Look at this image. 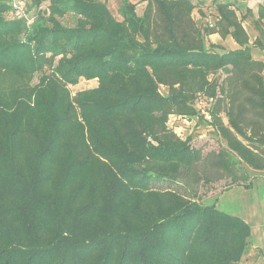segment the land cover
Returning <instances> with one entry per match:
<instances>
[{
    "label": "trees",
    "instance_id": "trees-1",
    "mask_svg": "<svg viewBox=\"0 0 264 264\" xmlns=\"http://www.w3.org/2000/svg\"><path fill=\"white\" fill-rule=\"evenodd\" d=\"M13 1L0 0V264H240L250 226L171 186L264 171L263 1L143 0L138 14L114 0L117 20L109 0H16L29 26ZM80 81L95 86L73 93ZM173 118L204 121L222 148L203 156Z\"/></svg>",
    "mask_w": 264,
    "mask_h": 264
},
{
    "label": "rangeland",
    "instance_id": "rangeland-1",
    "mask_svg": "<svg viewBox=\"0 0 264 264\" xmlns=\"http://www.w3.org/2000/svg\"><path fill=\"white\" fill-rule=\"evenodd\" d=\"M108 4L110 11L117 20L121 17L118 14V3L114 0H109ZM199 0H194L197 4ZM211 0H205V8H209ZM254 8L256 3L251 4ZM143 0H136V12L141 14L144 9ZM206 11L208 18L213 17L212 11ZM194 18H198V12L195 11ZM65 25H72V16L67 14L65 18L61 20ZM252 38V32L245 23L243 25ZM210 41L214 44L223 46L226 50H234L237 45L227 38L222 40L218 35L210 37ZM254 57H262L264 55H257L253 53ZM95 86V82L80 81V83L72 88V92L75 93L80 90L92 88ZM209 102L203 100L199 106L202 111L208 108ZM176 134L185 139L191 137V145L195 149H200L203 156L207 153L217 152L222 147L220 140L212 132L211 127L204 121H198L196 119H180L173 118L170 120V124ZM201 169H205L201 165ZM235 175L243 174L247 176L245 180H237L238 186L234 183H230V179H220L219 181L206 183L202 179L197 184L191 181H181L177 187L172 185L173 189H176L184 193L189 198H194L195 202L201 206H212L217 212H225L233 216L241 218L251 228V236L249 238L248 248L246 253L242 257L240 264H264V171L255 172L244 166L236 167ZM208 170V169H206ZM208 178L210 175L213 177L211 171H206Z\"/></svg>",
    "mask_w": 264,
    "mask_h": 264
},
{
    "label": "built area",
    "instance_id": "built-area-1",
    "mask_svg": "<svg viewBox=\"0 0 264 264\" xmlns=\"http://www.w3.org/2000/svg\"><path fill=\"white\" fill-rule=\"evenodd\" d=\"M12 8L14 10V16L18 20H22L26 23L27 26L31 25L33 23V18H29L27 14L24 11L23 5L20 1L14 0L12 2Z\"/></svg>",
    "mask_w": 264,
    "mask_h": 264
},
{
    "label": "crops",
    "instance_id": "crops-1",
    "mask_svg": "<svg viewBox=\"0 0 264 264\" xmlns=\"http://www.w3.org/2000/svg\"><path fill=\"white\" fill-rule=\"evenodd\" d=\"M263 1V3H264V0H262Z\"/></svg>",
    "mask_w": 264,
    "mask_h": 264
}]
</instances>
